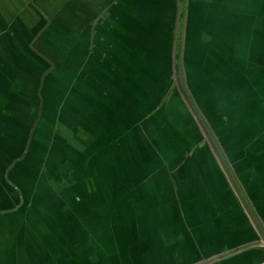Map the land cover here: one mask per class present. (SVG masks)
<instances>
[{
	"label": "crops",
	"instance_id": "crops-1",
	"mask_svg": "<svg viewBox=\"0 0 264 264\" xmlns=\"http://www.w3.org/2000/svg\"><path fill=\"white\" fill-rule=\"evenodd\" d=\"M178 40L182 86L264 230V0H0V145L22 144L26 191L37 170L48 186L26 220L0 208V264H264L177 87ZM93 57L115 72L107 132L64 108L94 99L75 92Z\"/></svg>",
	"mask_w": 264,
	"mask_h": 264
},
{
	"label": "rangeland",
	"instance_id": "rangeland-1",
	"mask_svg": "<svg viewBox=\"0 0 264 264\" xmlns=\"http://www.w3.org/2000/svg\"><path fill=\"white\" fill-rule=\"evenodd\" d=\"M93 61L98 64L96 67L101 73L97 74L94 71L93 73L90 70H82L78 75V80L76 79L78 85L75 92L76 97L78 95L83 97V95L87 94L89 92V89H91V93L95 95L94 99L90 100V98L88 97L87 100L82 99L81 101L66 99L64 108L69 109L70 111H76L80 114H84L85 119H88L90 122V130L95 129L98 130V132H107L113 127V124H111V121L109 123L107 120H105L107 118L105 116L110 115V117H112L113 119L115 118L117 113L115 109H110V105L107 103L108 97L110 99L112 96H114V92H112V90H109L107 81H105V79L103 78L110 77L114 75L115 72L113 73V68L111 66L112 64L105 65L104 62L102 60L100 61L97 57H93ZM73 93L74 92L71 91V97L75 94ZM124 101L126 103H130L128 99H124ZM64 121L65 124L69 123L67 119ZM38 122L36 125H39ZM147 138L151 140V137L149 138L148 136ZM6 144L7 143L0 145V208L2 210H7V207H11L8 204H16L15 207L22 211V213L24 214V219L26 220V215L30 216L32 214L28 212L29 210L33 209L36 211L48 207L43 200V195L48 191V186L46 183H44V181H42V179H40L42 175L40 174V170H37L35 172V178H37V181H35L36 188L33 186L30 190L26 191L24 188V182L19 181L17 177L15 178L16 175L14 171V167L19 164L18 160L21 159L24 154V152H21L22 144L21 148H19L20 150H18V153H16L15 155H13V153H7V151H5L4 145ZM158 146V156H160L161 154H163L162 146H160L159 144ZM193 159L194 161L198 162L199 154H195ZM187 170L188 169H186L187 175H189V171ZM190 173L200 175V168L196 163L192 166V169H190ZM232 194L234 195V193ZM16 199L17 202L13 203V201ZM238 206L241 210L243 209V206ZM35 215H37V213Z\"/></svg>",
	"mask_w": 264,
	"mask_h": 264
},
{
	"label": "water",
	"instance_id": "water-1",
	"mask_svg": "<svg viewBox=\"0 0 264 264\" xmlns=\"http://www.w3.org/2000/svg\"><path fill=\"white\" fill-rule=\"evenodd\" d=\"M174 57H177V54H174ZM175 74H176V84L179 88V91L182 95V97L184 98L187 106L189 107L190 111L192 112L193 116L195 117L198 125L200 126L204 136L207 138L210 146L212 147L213 151L216 153L217 158L219 159L222 168L224 169L233 189L235 190L238 198L240 199L243 207L245 208V211L247 212V214L249 215V217L252 220V223L254 224V227L256 228L257 232L259 233L260 237L262 238V240L264 241V230L262 228V226L260 225V223L258 222V220L256 219V216L254 215L252 209L250 208V206L248 205L246 199L244 198V196L242 195V193L240 192V189L236 183V181L234 180V177L230 171V168L226 165V163H224V161L222 160V157L220 156V154L218 153V149L216 147V143H214V140L211 138L208 130L206 129L205 125H204V121L202 119V117L200 116L199 112L197 111L196 107L194 106V104L192 103V100L190 98V96L188 95L186 89L182 86V83L179 79L178 76V67L175 64Z\"/></svg>",
	"mask_w": 264,
	"mask_h": 264
},
{
	"label": "trees",
	"instance_id": "trees-1",
	"mask_svg": "<svg viewBox=\"0 0 264 264\" xmlns=\"http://www.w3.org/2000/svg\"><path fill=\"white\" fill-rule=\"evenodd\" d=\"M175 53L177 54V57H175L174 59H175V63H176V65H177V67H178V76H179V79H180V81H181V83H182V78H181V73H180V41L178 40L177 42H176V45H175ZM174 77L176 78V74H174ZM183 85V84H182ZM178 87V86H177ZM193 103V102H192ZM194 104V103H193ZM204 121V120H203ZM204 125H205V127H206V129L208 130V132H209V134H210V136H211V138L214 140V137H213V134H212V132L209 130V128H208V126L206 125V123L204 122ZM214 143H216L215 142V140H214ZM216 147H217V144H216ZM218 149V148H217ZM218 153L220 154V156L222 157V160L224 161V163H226L225 162V159H224V157H223V155L221 154V152H220V150L218 149ZM227 165V164H226ZM228 166V165H227ZM257 219V218H256Z\"/></svg>",
	"mask_w": 264,
	"mask_h": 264
},
{
	"label": "flooded vegetation",
	"instance_id": "flooded-vegetation-1",
	"mask_svg": "<svg viewBox=\"0 0 264 264\" xmlns=\"http://www.w3.org/2000/svg\"><path fill=\"white\" fill-rule=\"evenodd\" d=\"M226 162V161H225ZM226 164H227V162H226Z\"/></svg>",
	"mask_w": 264,
	"mask_h": 264
}]
</instances>
